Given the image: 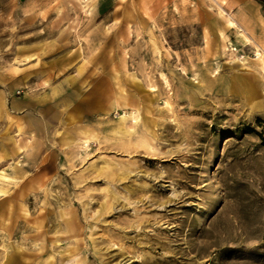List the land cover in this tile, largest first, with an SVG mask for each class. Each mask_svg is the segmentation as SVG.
Returning <instances> with one entry per match:
<instances>
[{"label": "rangeland", "instance_id": "rangeland-1", "mask_svg": "<svg viewBox=\"0 0 264 264\" xmlns=\"http://www.w3.org/2000/svg\"><path fill=\"white\" fill-rule=\"evenodd\" d=\"M260 134L264 0H0V264H264Z\"/></svg>", "mask_w": 264, "mask_h": 264}, {"label": "trees", "instance_id": "trees-1", "mask_svg": "<svg viewBox=\"0 0 264 264\" xmlns=\"http://www.w3.org/2000/svg\"><path fill=\"white\" fill-rule=\"evenodd\" d=\"M261 140L264 143V134H260Z\"/></svg>", "mask_w": 264, "mask_h": 264}, {"label": "bare ground", "instance_id": "bare-ground-1", "mask_svg": "<svg viewBox=\"0 0 264 264\" xmlns=\"http://www.w3.org/2000/svg\"><path fill=\"white\" fill-rule=\"evenodd\" d=\"M4 190V189H3ZM1 192V191H0ZM1 197V196H0Z\"/></svg>", "mask_w": 264, "mask_h": 264}]
</instances>
